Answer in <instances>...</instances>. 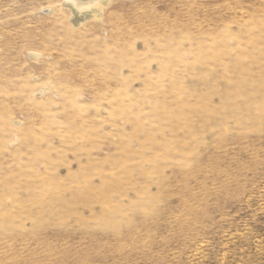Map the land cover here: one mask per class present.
I'll return each instance as SVG.
<instances>
[{
	"label": "rangeland",
	"instance_id": "rangeland-1",
	"mask_svg": "<svg viewBox=\"0 0 264 264\" xmlns=\"http://www.w3.org/2000/svg\"><path fill=\"white\" fill-rule=\"evenodd\" d=\"M0 0V264H264V0Z\"/></svg>",
	"mask_w": 264,
	"mask_h": 264
},
{
	"label": "bare ground",
	"instance_id": "bare-ground-1",
	"mask_svg": "<svg viewBox=\"0 0 264 264\" xmlns=\"http://www.w3.org/2000/svg\"><path fill=\"white\" fill-rule=\"evenodd\" d=\"M105 0H72L69 3L72 4L73 9L77 14H83L91 11Z\"/></svg>",
	"mask_w": 264,
	"mask_h": 264
}]
</instances>
